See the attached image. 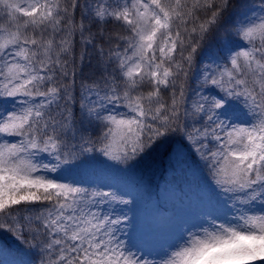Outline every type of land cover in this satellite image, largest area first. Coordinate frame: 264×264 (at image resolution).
<instances>
[{
  "label": "snow or ice",
  "instance_id": "obj_1",
  "mask_svg": "<svg viewBox=\"0 0 264 264\" xmlns=\"http://www.w3.org/2000/svg\"><path fill=\"white\" fill-rule=\"evenodd\" d=\"M183 153L216 211L159 250L76 170ZM10 264H264V0H0Z\"/></svg>",
  "mask_w": 264,
  "mask_h": 264
},
{
  "label": "trees",
  "instance_id": "obj_2",
  "mask_svg": "<svg viewBox=\"0 0 264 264\" xmlns=\"http://www.w3.org/2000/svg\"><path fill=\"white\" fill-rule=\"evenodd\" d=\"M76 172L83 174L89 181L102 182L105 187L114 188L121 196L130 199L132 201L130 206L117 208V211L126 213L130 221L135 220L137 224H143L147 231H157L160 227L154 214L156 209L151 203L158 188L178 189L181 195L193 194L202 201L203 205L211 208L212 212L216 211L212 190L192 160H186L183 153L175 155L172 162L164 161L156 153H152L127 169L94 162L78 168ZM200 191H203V194L197 196V192ZM190 200L191 198L187 201ZM178 201L184 204L187 202L183 201L181 196H176L175 201L160 202L157 209L164 213V217L169 218L173 216L172 203L175 208ZM138 234L140 236L142 232ZM0 247L14 249L16 246L9 240L0 239ZM13 256V252L5 250L0 254V264H10Z\"/></svg>",
  "mask_w": 264,
  "mask_h": 264
},
{
  "label": "rangeland",
  "instance_id": "obj_3",
  "mask_svg": "<svg viewBox=\"0 0 264 264\" xmlns=\"http://www.w3.org/2000/svg\"><path fill=\"white\" fill-rule=\"evenodd\" d=\"M159 200H168L171 197V193H165L162 191L157 192ZM157 202L155 201V205ZM208 211L203 204L199 203L192 206H186L185 208H179L173 218L165 219L162 215L157 213L158 223L162 224V233L157 236L155 232H146L143 234V239L137 238L135 230L130 229L129 237L131 241L141 246H148L154 250L167 243L174 241L182 231V229L190 224H193L197 219ZM144 229V227H140Z\"/></svg>",
  "mask_w": 264,
  "mask_h": 264
},
{
  "label": "clouds",
  "instance_id": "obj_4",
  "mask_svg": "<svg viewBox=\"0 0 264 264\" xmlns=\"http://www.w3.org/2000/svg\"><path fill=\"white\" fill-rule=\"evenodd\" d=\"M207 254L206 249L194 252L186 261L185 264H202V257Z\"/></svg>",
  "mask_w": 264,
  "mask_h": 264
}]
</instances>
